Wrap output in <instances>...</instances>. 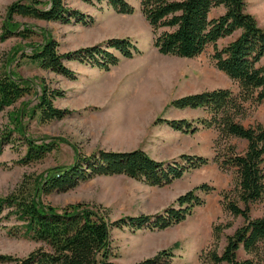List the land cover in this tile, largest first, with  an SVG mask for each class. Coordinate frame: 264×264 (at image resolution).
Listing matches in <instances>:
<instances>
[{
    "label": "rangeland",
    "instance_id": "obj_1",
    "mask_svg": "<svg viewBox=\"0 0 264 264\" xmlns=\"http://www.w3.org/2000/svg\"><path fill=\"white\" fill-rule=\"evenodd\" d=\"M62 1L67 8L81 12L86 23L45 22L14 15L10 10L15 4L38 3V8H47L50 0H0V73L6 71L31 89L30 95L0 114V141L12 132L11 142L0 153V199L18 195L22 189L34 192L33 188L40 187L54 170L73 166L79 157L102 150H142L151 158L166 162L177 160L182 154L214 159L223 152L222 144L217 145L219 134L214 129L200 127L195 134H183L159 122L186 119L198 126L199 120L210 117L205 110H177L170 107L172 101L215 89L239 93L238 85L216 69L213 46L195 59L164 56L154 46L155 35L142 13L140 0H127L135 9L133 15H121L107 2ZM244 1L246 12L264 30V0ZM224 12L222 7L214 9L210 18ZM23 33L28 37L21 36ZM236 36L220 40L218 47L227 46ZM115 38L131 39L142 54L132 60L121 59L109 71L88 63L66 61L64 65L74 74L73 79L44 70L27 57L48 41H54L62 55L103 45ZM110 52L120 56L113 50ZM44 89L56 93L54 106L68 112L64 119L41 122L37 107ZM238 121L246 127L264 124V104L249 108L247 116ZM27 141L38 146L49 145L53 150L43 160L25 165L22 162L28 152ZM230 143L240 153L246 149L242 140L232 138ZM202 184L213 186L216 191L204 196L205 205L195 209L179 225L156 232L112 228L113 261L137 264L169 251L173 254L170 264H212L207 256L215 249L214 228L222 229L217 248L222 254L227 237L244 225L242 217L233 216L222 206V193L234 192L235 174L233 170H222L218 163L189 172L162 188L125 176L97 177L65 193L46 195L36 190L35 197L45 207L58 211L88 208L113 223L129 216L164 211L180 196ZM251 208L253 219L264 217V202ZM1 218L0 255L23 259L45 247L42 243L10 236V229L16 230L20 223L14 217ZM260 248L258 255L241 249L239 260L264 264V244Z\"/></svg>",
    "mask_w": 264,
    "mask_h": 264
},
{
    "label": "trees",
    "instance_id": "obj_2",
    "mask_svg": "<svg viewBox=\"0 0 264 264\" xmlns=\"http://www.w3.org/2000/svg\"><path fill=\"white\" fill-rule=\"evenodd\" d=\"M82 1L88 4L107 2L121 15H133L135 12L127 0ZM140 3L155 35L154 46L161 55L195 59L213 46L212 59L216 69L238 85V94L230 89H215L172 101L170 107L177 110H205L210 117L199 120L198 126L186 119L159 120L183 134H195L200 127L214 129L219 134L217 145L222 144L223 152L214 159L182 154L172 162L157 161L142 150H102L88 157H79L73 166L54 170L40 187L33 188L34 192L22 189L18 195L0 199L1 219L14 217L20 223L16 230L10 229L9 235L45 245L23 259L0 255V264H119L113 261L112 228L127 227L134 232L167 230L183 223L195 209L204 206V196L214 193L216 188L208 184L199 185L164 211L154 215L129 216L113 223L88 208L69 207L58 211L45 207L37 202L36 190L46 195L65 193L97 177L116 176L162 188L211 163H218L224 171H234V192L222 193V206L233 216L242 217L244 225L227 237L222 254L217 250L222 229L214 228L215 249L208 253L207 259L212 264H254L252 260H239L238 253L243 249L247 254L258 255L264 244V217H251L252 205L264 202V124L246 127L238 119L247 116L249 108L264 104V30L246 12L244 0H140ZM37 4H15L10 10L14 15L45 22L86 23L81 12L67 8L62 0H50L47 8H38ZM221 7L225 9L224 14L210 18L211 12ZM234 35L237 36L231 43L222 49L218 47L220 40ZM21 36L28 37L25 33ZM141 54L131 39L115 38L103 45L62 55L58 45L48 41L27 57L44 70L73 79L74 74L64 65L66 61L88 63L109 71L119 65L121 59L132 60ZM30 93L28 85L13 79L6 71L1 72L0 114ZM55 98L56 93L43 90L37 107L42 123L62 120L68 114L54 106ZM11 133L0 141V153L2 147L11 142ZM232 138L246 142L243 153L230 143ZM27 145L28 152L22 162L25 165L43 160L53 150L49 145L38 146L31 141H27ZM172 259V253L163 251L137 264H170Z\"/></svg>",
    "mask_w": 264,
    "mask_h": 264
},
{
    "label": "crops",
    "instance_id": "obj_3",
    "mask_svg": "<svg viewBox=\"0 0 264 264\" xmlns=\"http://www.w3.org/2000/svg\"><path fill=\"white\" fill-rule=\"evenodd\" d=\"M201 57V56H200Z\"/></svg>",
    "mask_w": 264,
    "mask_h": 264
}]
</instances>
